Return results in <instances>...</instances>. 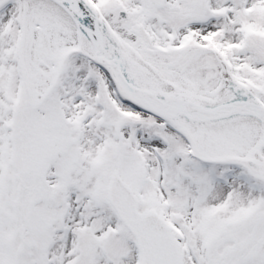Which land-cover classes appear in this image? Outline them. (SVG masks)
<instances>
[{"label": "snow or ice", "instance_id": "6c2138e0", "mask_svg": "<svg viewBox=\"0 0 264 264\" xmlns=\"http://www.w3.org/2000/svg\"><path fill=\"white\" fill-rule=\"evenodd\" d=\"M0 264H264V0H0Z\"/></svg>", "mask_w": 264, "mask_h": 264}]
</instances>
